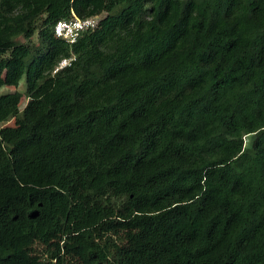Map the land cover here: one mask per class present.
Here are the masks:
<instances>
[{
    "label": "trees",
    "instance_id": "16d2710c",
    "mask_svg": "<svg viewBox=\"0 0 264 264\" xmlns=\"http://www.w3.org/2000/svg\"><path fill=\"white\" fill-rule=\"evenodd\" d=\"M9 121L0 264H264V0H0Z\"/></svg>",
    "mask_w": 264,
    "mask_h": 264
},
{
    "label": "built area",
    "instance_id": "2783aa9c",
    "mask_svg": "<svg viewBox=\"0 0 264 264\" xmlns=\"http://www.w3.org/2000/svg\"><path fill=\"white\" fill-rule=\"evenodd\" d=\"M98 18L91 17L85 19L74 18L69 21H59L56 23L54 28V33L56 37L61 38L68 44H73L76 42L79 35L89 29H94L97 25ZM73 61V58L63 59L59 62L55 71L60 70L66 66H69Z\"/></svg>",
    "mask_w": 264,
    "mask_h": 264
},
{
    "label": "rangeland",
    "instance_id": "374dc122",
    "mask_svg": "<svg viewBox=\"0 0 264 264\" xmlns=\"http://www.w3.org/2000/svg\"><path fill=\"white\" fill-rule=\"evenodd\" d=\"M33 40L36 41L35 38H34ZM22 82H23V81H21V84H22ZM13 91H15L14 88H3V89L1 90L2 93H8V92H13ZM18 91L23 92V87L20 86L19 89H18ZM25 104H26V100H25L24 98H22V100H21V105H20L21 109L24 107ZM12 125H13V121H9V122H7V123L4 124V125H0V127H3V126H12Z\"/></svg>",
    "mask_w": 264,
    "mask_h": 264
}]
</instances>
